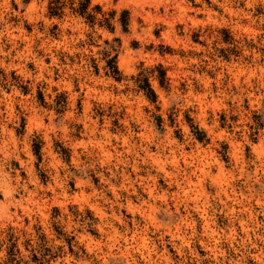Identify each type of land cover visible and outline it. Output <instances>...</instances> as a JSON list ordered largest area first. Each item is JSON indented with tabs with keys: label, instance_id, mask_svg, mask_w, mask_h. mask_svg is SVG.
<instances>
[{
	"label": "rangeland",
	"instance_id": "374dc122",
	"mask_svg": "<svg viewBox=\"0 0 264 264\" xmlns=\"http://www.w3.org/2000/svg\"><path fill=\"white\" fill-rule=\"evenodd\" d=\"M0 264H264V0H0Z\"/></svg>",
	"mask_w": 264,
	"mask_h": 264
},
{
	"label": "trees",
	"instance_id": "16d2710c",
	"mask_svg": "<svg viewBox=\"0 0 264 264\" xmlns=\"http://www.w3.org/2000/svg\"><path fill=\"white\" fill-rule=\"evenodd\" d=\"M86 1H88V0H86ZM83 9H85V7L82 6V9L81 10L79 9L78 12H77L81 16H83L84 13H85ZM122 14L125 16V15H127V12H123ZM120 23H121L122 27L124 28L125 27L124 20H121ZM114 70L117 73V70L115 68H114ZM144 84H145V86L144 87H140V89H141V91H143L145 97L149 101L153 102L155 100V94H154V92L152 91V89L150 88V86H149V84L147 82H145Z\"/></svg>",
	"mask_w": 264,
	"mask_h": 264
}]
</instances>
